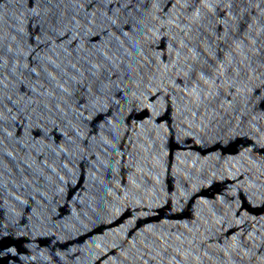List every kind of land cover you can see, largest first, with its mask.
Listing matches in <instances>:
<instances>
[{"label": "water", "instance_id": "95a60500", "mask_svg": "<svg viewBox=\"0 0 264 264\" xmlns=\"http://www.w3.org/2000/svg\"><path fill=\"white\" fill-rule=\"evenodd\" d=\"M0 264H264V0H0Z\"/></svg>", "mask_w": 264, "mask_h": 264}]
</instances>
